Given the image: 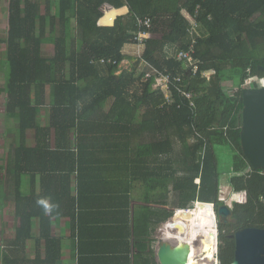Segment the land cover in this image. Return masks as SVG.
I'll use <instances>...</instances> for the list:
<instances>
[{"label":"trees","instance_id":"obj_1","mask_svg":"<svg viewBox=\"0 0 264 264\" xmlns=\"http://www.w3.org/2000/svg\"><path fill=\"white\" fill-rule=\"evenodd\" d=\"M105 4L128 6L129 13L100 25ZM148 17L151 28L140 27ZM139 30L157 36L143 39L138 66L120 67L123 49L138 44ZM193 41L195 74L176 58ZM46 42L54 44L53 56L43 55ZM5 45V112L18 128L5 178L13 184L18 244L32 237L38 219L48 258L57 243L53 220L67 216L73 228L83 227L102 202L121 207L125 225L136 232L153 204L178 210L201 201L218 208L225 203L219 147L232 153L229 184L244 198H236L230 220L219 223L218 264H232L237 230L264 228V169L250 166L241 145L244 85L264 76V0H10ZM155 69L170 75L173 102L154 88L156 73L144 80ZM181 75L184 87L197 94L195 109L177 90ZM47 105L50 122L44 124ZM30 130L34 145L28 144ZM136 182L142 203L133 209ZM196 227L205 237L213 229L196 225L192 239ZM141 242L153 252L152 240ZM190 243L194 255L201 246ZM4 258V264L21 262Z\"/></svg>","mask_w":264,"mask_h":264},{"label":"crops","instance_id":"obj_2","mask_svg":"<svg viewBox=\"0 0 264 264\" xmlns=\"http://www.w3.org/2000/svg\"><path fill=\"white\" fill-rule=\"evenodd\" d=\"M103 17L99 20L100 25H113L115 20L119 16H126L129 13V7L123 6L121 8H114L109 4L103 6ZM157 35L151 34L149 37H155ZM130 45H126L124 48L125 55L134 54L132 52ZM141 48V47H140ZM131 62H123V68H129ZM34 145V144H33ZM7 168V166H6ZM6 178L0 179V251H3V259L1 264L5 263L4 256H9V259H18L21 261L19 264H160L158 257L156 255L155 242L160 233V228L165 220L161 216L164 209H173L175 207L171 205H160L153 204L147 207L149 216H153L151 219L157 221L153 228L148 227V222L141 226L138 232L131 224L125 225L126 214L125 211L119 208H112L110 205H115V203L104 204L101 203V207L97 209H90L88 217L84 219L83 227L77 229L73 228L70 217H57L53 220L52 233L51 235L56 239L57 243L55 245V250L51 251V256L47 258V241L41 236L40 224L38 219L34 220V226L32 231V237L20 242L16 241V228L19 224L16 214H15V200H14V224L13 232L7 239V243H1L2 235L4 233V225L7 224V220H10V216L3 212L5 198H10L13 194V184H10ZM135 189L132 191L134 196L132 199V208L135 209L136 204L142 203L139 201L142 193L141 184L135 183ZM7 185L10 190L5 186ZM40 186V185H39ZM38 186V187H39ZM30 183L27 181L24 186V190L29 191ZM39 191L40 189H38ZM40 192V191H39ZM76 191H73V195ZM173 197V194H171ZM6 202V201H5ZM156 208V209H155ZM3 211H2V210ZM151 209H155V213L151 214ZM161 209V211H159ZM197 212L201 217H205L204 212H198V209H187L180 210L178 212V219L181 217L187 219L185 220L190 226L189 218L192 216L193 212ZM132 213L134 211L132 210ZM149 219V220H151ZM82 224V223H81ZM203 229L196 227L195 235L192 239L191 230L190 234L187 236H173L176 239H185L197 242L199 245L200 240L205 238L200 232ZM210 232V231H209ZM5 234V233H4ZM170 234V233H167ZM144 239L152 240V250H150L149 243H147V248L144 247L145 243H142ZM59 245V246H58ZM205 249V246H202ZM49 254V253H48ZM211 264H218L219 259L214 258L209 252L207 254ZM46 259H52L46 262ZM216 261H218L216 263ZM200 262V260H199ZM202 263V262H200ZM16 264V263H15ZM203 264H206L203 262Z\"/></svg>","mask_w":264,"mask_h":264},{"label":"water","instance_id":"obj_3","mask_svg":"<svg viewBox=\"0 0 264 264\" xmlns=\"http://www.w3.org/2000/svg\"><path fill=\"white\" fill-rule=\"evenodd\" d=\"M124 59L135 66H138L141 61L134 54H127ZM259 68L264 71V65H260ZM243 104L242 149L251 167L264 169V85L244 88ZM212 204L215 215V230L210 235L216 239L218 258L219 223L227 222L223 217L231 216L232 207L228 203H224L218 208H216L215 203ZM160 230L155 242L156 255L160 264H189L192 257L190 240L173 238V236L190 234L187 222L173 215L163 221ZM234 237L236 249L232 264H264V228H242L234 233Z\"/></svg>","mask_w":264,"mask_h":264},{"label":"rangeland","instance_id":"obj_4","mask_svg":"<svg viewBox=\"0 0 264 264\" xmlns=\"http://www.w3.org/2000/svg\"><path fill=\"white\" fill-rule=\"evenodd\" d=\"M42 3H45V0H41ZM55 1V0H52ZM9 6H10V0H0V179L6 177V166H7V160L8 156L11 151V142L14 139V135L18 131L17 128V119L15 118H9L6 116L5 112V104H6V93L4 92L3 89V82L5 80V72H6V56H5V49H6V38L8 35V29H9ZM184 14L186 12L184 11ZM193 22V21H191ZM72 30L74 34H76V22L73 20L72 22ZM132 52L137 53L138 52V46L137 45H132L130 46ZM124 50V49H123ZM42 52L43 55L45 56H53L55 53V46L53 43L46 42L43 44L42 47ZM134 53V54H135ZM126 60V59H125ZM128 60H126L127 62ZM119 73V72H118ZM247 87H256V86H261L264 85V76H255L248 80L246 82ZM50 109L49 105L44 107L43 112H42V122L44 124H49L50 122ZM57 131L52 130V140H53V145L57 144ZM28 144L33 145L35 144V138H34V131L30 130L28 132ZM219 157H220V171H221V197L225 199L228 204L231 206L233 205V202L237 200H242L244 196H237L233 194L231 186L229 184V173L228 171L230 170V166L232 163V153L229 151V149L224 148V147H219ZM6 180V179H5ZM7 186V185H5ZM10 187V186H9ZM8 186L6 187L8 190H10ZM6 201V202H5ZM4 203L6 206H4L3 212H6L10 216V220H7V224L4 225V233L2 235L1 243L6 244L7 239H9L10 235L13 232V227L14 220V197L13 194L10 196V198H5ZM200 203V202H199ZM156 209V208H155ZM155 209H151V213H155ZM206 210V209H205ZM161 211V209H159ZM212 211V210H211ZM207 213V212H206ZM208 214V213H207ZM178 215V212H177ZM206 215V214H205ZM153 216H148L149 219H151ZM178 218V217H177ZM184 219L183 217H181ZM185 220H187L185 218ZM190 221V230L193 232V229L196 225H205L208 226L209 228H214L213 224L215 223L214 219L211 220L207 217H201L200 214L197 212H193L192 216L189 218ZM214 222V223H213ZM154 224H157V221L154 219H151L148 221V227L153 228ZM176 237V236H175ZM185 240V239H184ZM214 240L215 238L212 239L213 246L214 245ZM197 246V245H196ZM199 247V246H197ZM216 252V251H215ZM3 259V251H0V264Z\"/></svg>","mask_w":264,"mask_h":264},{"label":"built area","instance_id":"obj_5","mask_svg":"<svg viewBox=\"0 0 264 264\" xmlns=\"http://www.w3.org/2000/svg\"><path fill=\"white\" fill-rule=\"evenodd\" d=\"M184 11L186 12V14H184ZM183 11V14L185 15V17L191 22V24L193 26L196 25V20L195 18L190 15L188 13V11L184 10ZM139 26L140 27H146V28H151L152 26V19L151 18H146V19H143V20H139ZM150 35V33H147L146 31H142V30H139L138 33H137V36H136V40H138V52L135 53L134 55L136 56H140L141 54V43L143 41L144 38H148ZM195 41H193V43L190 45V48L188 50H179L177 55H176V58L178 60H186L187 61V68L189 69L190 72L192 73H197L198 69H199V66H198V61L194 58L193 54L195 52ZM102 62H105L104 59H102ZM123 62H126V60L124 59L120 64L119 66L122 67V63ZM129 62V61H128ZM114 63L116 64V61H114ZM153 73H156V77H155V83L153 84L154 88H160L161 91H163L165 93V98H166V102L167 103H171L173 102V97H172V94H171V89H170V75L165 73V72H162V71H159L157 69H155L154 71L152 72H148L145 77H144V80L148 81L150 80V78L152 77ZM176 87H177V90L179 92V94H181L184 98H186L188 101H189V105L191 107H193L194 109L196 108V96L197 94L192 92V91H189L187 90L185 87H184V84H183V76H178L176 78ZM247 84V83H246ZM244 85V88H248L247 85ZM263 86V85H261ZM258 87V86H256ZM197 182H200V179H197ZM224 201H226L224 199ZM215 256H216V259H217V253L215 252ZM218 260V259H217ZM218 261H216L217 263Z\"/></svg>","mask_w":264,"mask_h":264},{"label":"bare ground","instance_id":"obj_6","mask_svg":"<svg viewBox=\"0 0 264 264\" xmlns=\"http://www.w3.org/2000/svg\"><path fill=\"white\" fill-rule=\"evenodd\" d=\"M196 209H198V212H207L205 213V217L215 221V215H214V211H213V204L212 203H203V202H200L199 201L196 203ZM206 209V210H205ZM180 210H185V209H178L176 210L175 214L177 216V212H179ZM187 210V209H186ZM212 210V211H211ZM214 223V222H213ZM214 228L211 230L212 232H214L215 230V223L213 224ZM207 236L203 239H199L200 242H199V245L202 247L203 245L205 246V249L201 248L199 250L196 251V253L194 255H192V258H191V262H193L194 264L196 263V260H200V262H204L206 264H211L212 261H209V258L207 257L209 254V252L212 254V257L214 258V254H215V251H216V239L214 240V245L213 246V241H212V237L210 235V232L208 234H206ZM191 246V245H190Z\"/></svg>","mask_w":264,"mask_h":264},{"label":"clouds","instance_id":"obj_7","mask_svg":"<svg viewBox=\"0 0 264 264\" xmlns=\"http://www.w3.org/2000/svg\"><path fill=\"white\" fill-rule=\"evenodd\" d=\"M225 203H227V202H225ZM50 210H51V206L49 205L46 207L45 211H50Z\"/></svg>","mask_w":264,"mask_h":264},{"label":"flooded vegetation","instance_id":"obj_8","mask_svg":"<svg viewBox=\"0 0 264 264\" xmlns=\"http://www.w3.org/2000/svg\"><path fill=\"white\" fill-rule=\"evenodd\" d=\"M223 218H224V220H227V221L230 220V216L228 218H226V217H223Z\"/></svg>","mask_w":264,"mask_h":264}]
</instances>
